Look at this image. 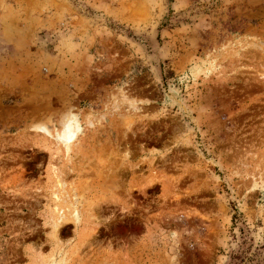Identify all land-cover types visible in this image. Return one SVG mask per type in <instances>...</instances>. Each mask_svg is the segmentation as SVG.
Instances as JSON below:
<instances>
[{"label":"rangeland","instance_id":"obj_1","mask_svg":"<svg viewBox=\"0 0 264 264\" xmlns=\"http://www.w3.org/2000/svg\"><path fill=\"white\" fill-rule=\"evenodd\" d=\"M0 264H264V0H0Z\"/></svg>","mask_w":264,"mask_h":264},{"label":"bare ground","instance_id":"obj_2","mask_svg":"<svg viewBox=\"0 0 264 264\" xmlns=\"http://www.w3.org/2000/svg\"><path fill=\"white\" fill-rule=\"evenodd\" d=\"M70 128H71V126H69ZM68 127V129L65 131L66 132V136H68V138H71L72 137V135H73V131L72 130H70V128ZM72 129V128H71Z\"/></svg>","mask_w":264,"mask_h":264},{"label":"trees","instance_id":"obj_3","mask_svg":"<svg viewBox=\"0 0 264 264\" xmlns=\"http://www.w3.org/2000/svg\"><path fill=\"white\" fill-rule=\"evenodd\" d=\"M235 218V217H234Z\"/></svg>","mask_w":264,"mask_h":264}]
</instances>
